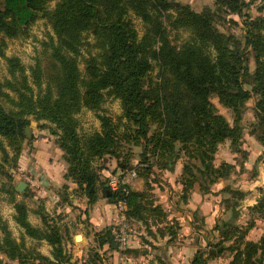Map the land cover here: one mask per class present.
Here are the masks:
<instances>
[{"label": "trees", "instance_id": "16d2710c", "mask_svg": "<svg viewBox=\"0 0 264 264\" xmlns=\"http://www.w3.org/2000/svg\"><path fill=\"white\" fill-rule=\"evenodd\" d=\"M50 1L0 0V35H27L39 18L47 19L54 32L47 43L48 66L38 61L31 68L32 82L17 57H6L10 72H19L20 79L0 80V98L11 105L0 102V150L5 156L9 153L3 139L8 141L14 159L21 154L28 137L26 127L31 123L29 116H33L51 124L44 127L56 136L55 142L63 151L65 178L76 183L78 190L84 189L90 203L99 198V184L105 197L114 202L121 197L110 190L108 180L100 181L104 168L95 162L106 155L113 156L124 170L137 168L144 178L155 174V166L174 171L177 161L184 157L179 181L185 200L196 184L204 194L209 193L235 168L229 162L216 165V152L227 140L239 150L244 130L240 124L242 108L254 96L258 117L254 135L264 147V15L243 21V40L220 30L217 23L222 12L243 16L245 1L217 0L215 8L200 12L175 0H59L53 9L49 8ZM134 16L145 25L142 35ZM168 26L190 31L191 38L174 44ZM84 33L93 34L99 53L85 59L83 73L77 56ZM5 45L1 40V55ZM249 53L255 60L254 70L249 67ZM155 65L159 67L157 77L152 75ZM106 95L121 101L118 121L99 115L100 131L80 132L76 115L82 108L100 110ZM213 96L233 111V123L219 112ZM124 144L142 146L140 168L131 163L132 154L124 153ZM261 157L264 159V153ZM228 190L240 198L245 196L241 190ZM127 205L131 219L147 222L154 215L165 214L161 205L146 206L142 190L130 188ZM15 209L14 219L24 229V236L37 242L46 240L53 248V258L36 247H27L23 240L19 242L4 221H0V252L23 264H65L62 235L46 209L36 210L42 227L30 222L24 201H15ZM252 209L264 214V203ZM239 228L226 221L217 224L220 240L214 248L232 240V245L223 248L233 254L230 264H264V235L259 241L248 240V229L243 232ZM96 235L100 245L107 243L113 248L112 227ZM211 256L215 254L205 257L199 250L192 264H207ZM97 257L94 253L95 261Z\"/></svg>", "mask_w": 264, "mask_h": 264}, {"label": "rangeland", "instance_id": "374dc122", "mask_svg": "<svg viewBox=\"0 0 264 264\" xmlns=\"http://www.w3.org/2000/svg\"><path fill=\"white\" fill-rule=\"evenodd\" d=\"M59 0H51L49 3V8L53 9L56 3ZM177 2L183 4H189L192 9L195 11H202L206 7L215 8V3L217 0H175ZM246 5L243 8V16L239 14L229 12L220 13L221 18H218V26L220 30L235 34L236 37L243 40L244 36V24L243 21L247 17H256L258 15H264V0H243ZM226 9L225 7H223ZM133 21L138 29L139 33L142 35L145 32V25L140 18L133 17ZM51 35H54L52 26L45 18H39L33 25L29 27L27 35H23L16 38H8L6 36L0 35V41L4 40L6 45L3 49L4 55L0 54V80L5 82L7 80L16 81L20 79V73L17 72L13 75L10 72L8 61L6 57H17L21 64L25 67V74L29 76L30 82H32L31 77V68L37 64L38 61L42 62V65L47 68L48 66V53L50 51L47 43L50 41ZM168 35L170 40L176 44L181 45L184 41L189 40L191 38V33L185 29H174L168 26ZM99 53V49L95 46V38L91 33H84L83 45L81 46V54H79V68L84 73L86 68L85 59L89 57V55H97ZM255 60L253 55L249 53V67L251 70L255 69ZM159 71V67L155 65L154 70L152 71V75L157 77ZM45 86V85H43ZM5 91L9 92L12 96H16L15 92H12L9 88H5ZM256 97H251L247 100L242 108L241 112V120L240 124L243 126V136L239 141V150H234V147H231V141L227 140L225 143L219 145V148L216 152L215 156V164L219 165L222 162H232L234 165V169L231 174H228L224 177L226 179L225 183L221 182L219 187H223V191L221 194V205L224 212V218L221 220L220 225H223L225 221H232L237 224L241 231H247L246 239L259 241L264 235V214L258 211L257 209H252V206H248L249 203H264V185L255 186L252 190V181L258 180L257 184H264L262 181L264 180V159L261 157L264 153L263 145L258 141L256 136L254 135V131L257 128L258 117L256 114ZM3 102L6 107H10L11 105L6 102L4 99L0 98V102ZM212 102L215 104L220 113L225 115L227 119L233 123L234 113L231 109L223 106L219 98L217 96L212 97ZM108 115L110 116L114 122L118 121L117 118L122 114L121 101L118 98H115L111 95H106V100L103 103L102 107L98 111L90 110L88 108H82L81 111L76 115L78 119V128L82 133H91L94 131L101 130V119L99 115ZM31 123L30 128L31 131L34 129L36 132L39 131L41 134L52 135V139L56 140V136H54L48 127H44L45 125L50 126L51 124L46 120H36L33 116H29ZM122 131V127L119 129ZM31 139L27 137L24 142L23 151L14 159V152L8 144V141L4 140V144L7 148L9 156H5L4 153L0 150V221H4L8 224L12 235L20 242L24 241L27 247H36L37 249L41 246V242H37L36 240L28 239L27 236H24V229L15 221L14 215L16 213L15 209V201H24L29 210H33L32 215L41 217L36 213L37 209H40L44 206L46 202L43 198L38 196L37 189L30 188L29 186L25 188L24 191H18L16 186L19 182L24 181L26 183H31L29 180L31 175L27 172L22 171V155L24 154V149H26L27 145ZM56 143V142H55ZM57 144V143H56ZM124 153L132 154L131 163L133 165L139 167V162L141 159L142 146L140 145H127L123 146ZM260 152L259 155H256L255 152ZM252 153L253 156H252ZM31 155V149H27V156ZM256 155V156H255ZM255 156V157H254ZM261 157L260 161L256 166L257 159ZM186 161L183 157L177 161L182 164ZM98 167H103L104 169L100 171V181L104 182L108 180V176L111 173L117 171V169H122V167L118 166V161L111 155H106L101 159H98L96 162ZM141 166V165H140ZM156 169L155 174H152L148 177H142L139 175L133 181L132 188L135 189V185H142V191L145 196L146 206L149 203H153L159 205V201L162 203H169L170 200L175 197L176 190L181 192V188H175L171 186L170 181L172 179V175L167 170H160L155 166ZM29 179V180H28ZM68 186L64 184L56 190L58 194L57 200L50 197V208L49 217L53 219L54 226L59 228L60 230L69 231L68 241L75 245L76 243H80V239L75 240V235L81 233V230H78L75 225V218L80 217L82 214H86L87 216L90 213V209L92 208V203H90L87 192L82 189L78 190V186L71 180H67ZM148 181L149 184L146 185ZM74 183V184H73ZM65 186V187H64ZM228 187H232L233 190H241L245 192V196L243 198L238 197L239 195H234L231 190H228ZM15 189V192L11 194V191ZM26 189H28L26 191ZM98 195L104 197L103 187L101 184L98 186ZM53 195V193H52ZM224 198V199H223ZM12 199H15L13 201ZM260 199V200H259ZM110 200V199H109ZM233 202H236L233 207ZM115 203V202H114ZM116 205V204H115ZM152 205V204H150ZM150 205H148L150 207ZM252 205V204H251ZM29 211V213H31ZM236 212V213H235ZM264 212V209H263ZM127 213V211H126ZM115 218L112 222L113 224L108 227H116L118 222V210L115 207ZM130 223V231L133 234L135 227L128 217ZM232 215V216H231ZM69 217V220H65ZM233 220H232V219ZM88 221V218L85 221ZM66 221H68L66 223ZM86 227H88L86 225ZM72 233V234H71ZM220 240V239H219ZM218 239H213L211 241L212 246H214L218 241ZM232 240H225L223 246L232 245ZM83 251L84 248H81ZM260 253V252H259ZM225 254V262L229 263L233 254L226 250ZM88 259H82L80 264H86ZM0 264H23L18 260L10 259L6 254L0 252Z\"/></svg>", "mask_w": 264, "mask_h": 264}, {"label": "crops", "instance_id": "0c3cea01", "mask_svg": "<svg viewBox=\"0 0 264 264\" xmlns=\"http://www.w3.org/2000/svg\"><path fill=\"white\" fill-rule=\"evenodd\" d=\"M32 138L26 144L27 147L22 155V171L31 175L32 181L27 183V187H37V189L40 187L38 196L46 201L44 206L49 211L50 197L57 200L56 190L67 182L65 178L67 163L63 158L62 149L52 139V135L41 134L33 129ZM29 148L31 155L28 157L27 149ZM255 154L259 155L260 152L256 151ZM182 168L183 164L178 162L174 171L170 172L172 175L170 184L175 188L182 189L179 181ZM225 181L224 178L219 179L212 186L211 192L205 194L200 190L199 184H196L185 200L181 198L182 191L176 190L175 197L168 204L162 203L163 200L158 203L165 214L154 215L147 222L137 217L130 219L134 224L133 232L137 236V240L125 251H121L117 243L113 244V248L107 243L99 244L96 234L102 233L108 226H111L116 215V205L113 199L99 196L93 203L88 216L82 214L75 218L76 228L82 232L76 234L74 238L75 240L80 239V243L73 245L68 241L69 231L63 232L59 229L62 235L63 253L66 255L65 264H80L83 258L88 259L86 264H192L199 250L204 252L205 257L215 254L207 259V264H230L231 261L225 262L224 252L226 250H223L224 246H219V250V247L214 248L211 244L213 239H220V232L216 229V225L220 224L224 218L222 215L225 210L221 211L222 197L220 193L223 191V187H219V185ZM256 181L259 182L257 179L252 181V190L255 186L262 187L264 185H258ZM262 182L264 183V180ZM134 188L142 190V185H139L138 182ZM257 203L258 201L255 203L252 201L247 205L253 207ZM86 218L88 221H85ZM29 220L37 227L43 226L42 220L32 215V212L29 213ZM65 220H69V217ZM226 222L233 223L232 221ZM112 230L115 233L116 227H113ZM28 239L34 240L29 237ZM254 240L256 241V239ZM40 242L41 246L38 250L53 258L52 246L46 240ZM81 248L87 250L83 251ZM212 249H215L216 252H210ZM219 251L222 252L219 253ZM94 253L98 254L96 261Z\"/></svg>", "mask_w": 264, "mask_h": 264}, {"label": "built area", "instance_id": "2783aa9c", "mask_svg": "<svg viewBox=\"0 0 264 264\" xmlns=\"http://www.w3.org/2000/svg\"><path fill=\"white\" fill-rule=\"evenodd\" d=\"M138 177L137 168L117 169L108 176L110 190L121 197L115 202L118 210L117 229L115 230V241L121 251L127 250L137 240V236L130 231V223L127 218V197L132 188L133 181ZM29 180V179H28ZM32 180H29L31 182Z\"/></svg>", "mask_w": 264, "mask_h": 264}, {"label": "water", "instance_id": "95a60500", "mask_svg": "<svg viewBox=\"0 0 264 264\" xmlns=\"http://www.w3.org/2000/svg\"><path fill=\"white\" fill-rule=\"evenodd\" d=\"M26 133H27V135H28V137H32V131H31V128H30V126H27L26 127ZM27 183L26 182H24V181H21L20 183H18V185L16 186V188H17V190L18 191H24L25 190V188L27 187ZM107 194L108 195H110L111 194V191L110 190H108L107 191ZM79 238H81V235H79ZM113 244H116V241L114 240L113 241ZM219 250H220V247H219ZM210 252H216V250L215 249H212Z\"/></svg>", "mask_w": 264, "mask_h": 264}]
</instances>
